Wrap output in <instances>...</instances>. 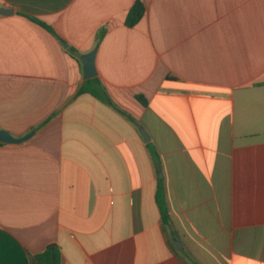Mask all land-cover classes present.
Masks as SVG:
<instances>
[{
	"label": "crops",
	"instance_id": "0c3cea01",
	"mask_svg": "<svg viewBox=\"0 0 264 264\" xmlns=\"http://www.w3.org/2000/svg\"><path fill=\"white\" fill-rule=\"evenodd\" d=\"M0 6V264H264V0Z\"/></svg>",
	"mask_w": 264,
	"mask_h": 264
},
{
	"label": "trees",
	"instance_id": "16d2710c",
	"mask_svg": "<svg viewBox=\"0 0 264 264\" xmlns=\"http://www.w3.org/2000/svg\"><path fill=\"white\" fill-rule=\"evenodd\" d=\"M145 13V6L142 2L136 1L131 10L129 11L126 19V25L129 27H134L136 24L141 20V18L144 16ZM30 19H33L35 21H38L42 26H44L46 29L50 30L54 34V30L48 26L47 24L39 21L38 19L28 16ZM70 52L73 55L79 56V52L71 48ZM82 93H90L93 96L109 103L110 105L117 108V106L113 103V101L110 99L105 87L99 80V78L95 77L89 80H86L84 84L80 87L78 94ZM136 98L138 101H140L143 105H147L148 101L144 98L142 95H137ZM148 148L151 152V155L154 159H158V152L155 149L154 145L148 144ZM157 200L158 204L162 213V218L165 223H168L169 218L167 214V207L165 202V195L163 191V187L160 185L157 193ZM174 238H177V235L173 233ZM38 261L40 264H61L62 262V253L61 249L57 244H50L42 253L38 254L37 256Z\"/></svg>",
	"mask_w": 264,
	"mask_h": 264
},
{
	"label": "water",
	"instance_id": "95a60500",
	"mask_svg": "<svg viewBox=\"0 0 264 264\" xmlns=\"http://www.w3.org/2000/svg\"><path fill=\"white\" fill-rule=\"evenodd\" d=\"M13 12L14 10L12 8L0 6V15L8 16V15L13 14ZM63 44L65 47L67 46L66 43H63ZM95 55H96V49H94L93 51L89 53L83 54L81 56V61L83 63V77L85 80H89V79L97 77V71L95 68ZM140 133L146 142L150 141L148 133L143 127H140ZM34 134H35V131H31L30 133L24 135L23 137H15L8 131L0 130V142L2 143H22L30 139Z\"/></svg>",
	"mask_w": 264,
	"mask_h": 264
}]
</instances>
